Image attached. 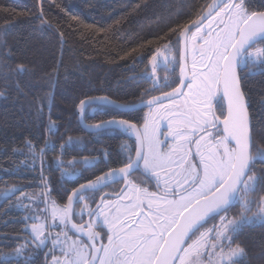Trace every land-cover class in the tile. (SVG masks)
Returning a JSON list of instances; mask_svg holds the SVG:
<instances>
[{
    "label": "snow or ice",
    "instance_id": "snow-or-ice-1",
    "mask_svg": "<svg viewBox=\"0 0 264 264\" xmlns=\"http://www.w3.org/2000/svg\"><path fill=\"white\" fill-rule=\"evenodd\" d=\"M258 44L264 45V11L250 10L246 0H212L200 9L191 28L186 25L178 33L174 44L169 39L152 52L148 57L150 71L146 69L141 74L142 79L153 82L145 95L158 90L161 80L163 87L171 86L167 83L168 76L161 78L158 70L169 71L172 65L170 73L175 76L179 67V86L147 102L149 108L155 104L166 109L170 127L172 122L176 123L173 136L177 145L171 153L155 148L153 138L147 134L150 112L145 118V133L141 135L136 130L140 146L135 149V158L129 154L122 167L81 184L68 197L67 205L53 209V218L58 217L67 225L73 215L74 198L79 203L86 199V193L100 192L109 182L124 184L115 204L102 195L95 209L87 204L81 209V214L87 211L96 221L104 218L107 243L101 242L103 238L90 223L86 233L89 242L73 241L63 250L66 259L57 260L56 264H242L239 258L244 256V249L239 245L232 248V244L246 224L264 223V199L250 198V193L258 188L264 190V166L256 168L257 163L264 165V148L255 143L249 106L241 90V73L246 69L249 74L264 75V47ZM180 97L183 100L177 104ZM165 99L171 107L163 104ZM89 103L80 101L82 112ZM116 107L128 112L135 110L133 104ZM90 128L98 133L108 129L127 133L135 125L126 120H107ZM260 140L264 142V133L260 134ZM26 146L30 150L35 148L30 142ZM40 151L43 153V149ZM141 161L145 169L157 175L159 170L181 175L182 179L174 185L166 181L163 187L158 183L157 191L150 192L131 179ZM83 163L90 164L86 158ZM18 191L24 196L20 187L6 190L3 196L10 199ZM17 202L22 206L19 198ZM237 203L241 210L237 217L229 218L227 212ZM253 205L257 211L248 216ZM209 223L211 227H207ZM72 228L85 233L82 224H72ZM30 235L31 239L17 246L14 254H0L4 264L20 257L29 244H34L37 250L46 247L48 241L53 247L61 244L60 234L45 235L43 225L34 224ZM64 237L66 242L67 233Z\"/></svg>",
    "mask_w": 264,
    "mask_h": 264
},
{
    "label": "trees",
    "instance_id": "trees-1",
    "mask_svg": "<svg viewBox=\"0 0 264 264\" xmlns=\"http://www.w3.org/2000/svg\"><path fill=\"white\" fill-rule=\"evenodd\" d=\"M211 2L0 0V190L14 186L34 194L47 186L62 207L71 190L119 166L126 155L121 148L123 140L120 145L112 132L86 133L79 124L77 106L96 97L135 105L176 87L179 67L175 76L171 68L158 70L161 78L168 76L171 86L163 87L161 80L158 90L147 95L145 90L152 89L153 82L142 79L141 74L150 71L148 57L152 52L169 39L174 44L178 33ZM246 3L250 10L264 11V0ZM17 68L25 71L17 73ZM241 75L255 143L264 148L260 140L264 133V75L249 74L247 69ZM91 109L93 113H89ZM141 114L91 107L84 119L87 124H96L123 117L139 119ZM26 142L35 148L30 150ZM85 158L94 164L82 167ZM59 160L74 162L79 174L73 180L64 178L56 165ZM262 166L257 163L256 168ZM263 197L260 188L250 193L256 201ZM14 200L0 203V254H14L17 246L31 239L26 215ZM240 210L237 203L227 216L237 217ZM237 245L244 249L239 258L242 264H264V223L246 224L232 248ZM29 262L48 264L49 257L29 244L9 264ZM0 264H4L2 259Z\"/></svg>",
    "mask_w": 264,
    "mask_h": 264
},
{
    "label": "flooded vegetation",
    "instance_id": "flooded-vegetation-1",
    "mask_svg": "<svg viewBox=\"0 0 264 264\" xmlns=\"http://www.w3.org/2000/svg\"><path fill=\"white\" fill-rule=\"evenodd\" d=\"M185 91H186V89H185ZM182 100L183 99L181 97V98L177 99V102L181 103ZM145 101H147V100H145ZM140 103H142V102H140ZM180 103H177V104H180ZM167 104H170V102L164 103L165 106H167ZM168 107H170V106H168ZM138 111L142 112L139 119H135L134 117H123V118H117L115 120H119V121L126 120L130 124H134L135 127L138 129L139 133L141 135H143L145 133V127H144L145 126V118L149 117V113L151 112V117H149V119H148L147 134L149 137L153 138V140L155 142V148L158 151L163 152V153H171L172 150L177 145V140L173 136V129H175L176 123L172 122L171 127H170V117H169L166 109L165 108H159V106L157 105V106H154V107H151L148 109H141ZM109 120H112V119H109ZM209 131L215 133L216 130L210 128ZM106 132L116 133V136L119 138L120 145H121V141L123 140L121 148L124 149V152L126 153V155H125L124 159L121 157L120 165L117 166L115 169H118V168L123 166V162L126 161L129 154H131V156L133 158H135V149L137 148V144L133 140L129 139L126 134H124L120 131L111 130V131H104L101 133H106ZM127 133L128 134L132 133V130L127 132ZM185 147H187V145H185ZM145 151H147V147H145ZM192 153L193 154L195 153V146L194 145L192 146ZM174 158H178V157H174ZM198 159H199V157L197 156L196 160H198ZM176 171L180 172L181 170L176 169ZM106 172H108V171H106ZM106 172H103V173H106ZM102 174H100V175H102ZM131 179L134 182H136L141 188H146V189H148V191L152 192V191H157V184L158 183L161 187H163V185L165 184L166 181L170 185H174L177 180L182 179V176L181 175H169V174H166L165 172L159 171V170H158V175H157L156 173H153L151 170L145 169L143 167V162L141 161L139 164V169L136 170L131 175ZM92 180H90V181H92ZM87 182H89V181H87ZM87 182H85V183H87ZM85 183H82V184H85ZM79 186H77V187H79ZM121 188H124V184H122V183H111L108 186L103 187L102 191H100V192L85 194L86 199L83 201H80L79 203L76 202V204H75L74 213H73V222L77 225L82 224L85 228V233H87V229L89 227V225L87 224V219H88L89 215L87 214V211H85V212H83V214H81V209L84 207V205L87 204L90 209H94L97 206V204L99 203L100 197L102 195H106L107 198H109L115 204L118 201V197L120 195V189ZM73 190H71L70 193ZM70 193H69V195H70ZM103 220H104L103 217H100L99 221H96L95 217H91L89 223L92 224V229L95 232H98L100 234V237L103 238L101 242L106 244L107 240H106V237L104 236V234L107 232L108 229H107V225L103 223ZM209 224L211 225V223H209ZM64 233H67V241L65 242L66 244L71 245L73 243V241H76L78 243L89 242V241H87V238H88L87 234H85V238H80L79 235H77L75 233V231L70 229L67 225H65L62 229H58L56 231V235L60 234V237L65 241ZM58 246H60V244L56 246V249ZM53 248L54 247H52V250H53ZM54 251L56 253L58 250L54 249Z\"/></svg>",
    "mask_w": 264,
    "mask_h": 264
},
{
    "label": "rangeland",
    "instance_id": "rangeland-1",
    "mask_svg": "<svg viewBox=\"0 0 264 264\" xmlns=\"http://www.w3.org/2000/svg\"><path fill=\"white\" fill-rule=\"evenodd\" d=\"M257 46H260V45H257ZM260 47H262V46H260ZM188 65H189V71H190L191 70V57H189ZM171 67H172V65H169V69ZM160 70L163 71L164 69L161 68ZM164 72H165V70H164ZM190 75H191V71H190ZM186 91H187V89H186ZM182 99H183V97H182ZM177 103H180V102H177ZM167 106L171 107L170 104H167ZM89 113H93V110L91 109ZM83 161L84 160H82L81 164H83L82 167H84V168L89 167L90 165L94 164V162L88 160L90 162V164L85 165L83 163ZM56 165L61 168L60 171H61L62 176L64 178H67V179L73 180L80 172L79 167L75 166L74 162L64 164L63 161L59 160V161H56ZM12 187H14V186L0 190V203L3 202L4 200H7V198H5L3 196V193ZM23 194H24V196H21L20 191H18L11 198H15L14 201L16 202L17 208L19 210H21L22 212H24L26 217H30L32 215L37 216V219H26L28 222V226H27L28 233L29 234L31 233L32 226L35 224L37 227H39L41 225L44 226L45 235H48L49 233H51L52 236H56V231L58 229H62L65 226V224L61 223V221L58 217L55 219L53 218V209L54 208H63L64 206L60 207L56 204V202L51 197L49 188L47 186L41 188L37 193H34V194L23 193ZM24 197H27V199H25ZM18 198H19V200L22 201V206L20 204H18V202H17ZM262 199H264V197L261 198L260 200H262ZM260 200H257V201H260ZM256 211H257V207H256V205H253L250 216H254ZM217 223H218V221H217ZM257 223H260V222H257ZM69 245L70 244H66L64 242V240L61 238V244H60V246L57 247V249H56V247H54L52 250L53 244L51 243V241H48L47 246L43 247L39 250H42L44 255L49 257V263L48 264H56L57 260L63 262L66 259L63 250L66 249L67 246H69ZM54 249L58 250V251L55 253Z\"/></svg>",
    "mask_w": 264,
    "mask_h": 264
},
{
    "label": "water",
    "instance_id": "water-1",
    "mask_svg": "<svg viewBox=\"0 0 264 264\" xmlns=\"http://www.w3.org/2000/svg\"><path fill=\"white\" fill-rule=\"evenodd\" d=\"M212 3V2H211ZM192 24V23H191ZM191 24H189L188 25V27L189 28H191ZM193 31L195 30V29H192ZM188 75L190 76V71H189V65H188ZM179 86V84L176 86V87H178ZM186 89V88H185ZM185 89H184V91H185ZM242 90V89H241ZM170 91H172V90H170ZM170 91H168V92H170ZM162 95L163 94H160V95H158V96H155V97H162ZM181 98V97H180ZM152 99V98H151ZM151 99H149V100H151ZM179 99V98H178ZM244 99H245V97H244ZM149 100H147V101H144V102H142V103H138V104H135V110L134 111H138V110H141V109H148L149 108V106H148V101ZM84 101H87V102H90L89 103V106L87 107V110L89 109V108H91V107H104V108H107V109H111V110H114V111H116V112H119V113H130V112H128V111H122V110H120L119 108H117L116 106L117 105H124V104H120V103H118V102H115V101H113V100H111V99H109V98H107V97H96V98H88V99H85ZM246 101V100H245ZM108 102H110V103H108ZM163 102V104L164 103H168L169 101L168 100H163L162 101ZM79 105H80V103H79ZM77 106V109H76V115H77V118H78V121H79V124H80V126L82 127V129L86 132V133H89V134H97L98 132L96 131V130H94L93 128H90V126H94V125H96V124H98V123H96V124H87L86 122H85V114H86V112H87V110L85 111V112H82L81 111V109H80V106ZM154 106H157V105H152L151 107H154ZM133 112V111H132ZM248 115H249V113H248ZM249 118H250V116H249ZM112 120H115V119H112ZM116 121H119V120H116ZM250 122H251V119H250ZM112 129H108V130H106V131H111ZM136 130H138L136 127H135V129L134 130H132V133H130V134H128V133H125V132H123V131H120V132H122V133H124V134H126L127 135V137L129 138V139H131V140H133L136 144H137V148L140 146L139 145V141H138V139H137V131ZM102 132H104V131H102ZM99 133H101V132H99ZM139 169V166H138V168L136 169V170H138ZM136 170H134L133 171V173L136 171ZM132 173V174H133ZM96 179V178H95ZM95 179H93L92 181H95ZM88 183V182H87ZM86 184V183H85ZM109 184H111V182H109ZM78 188V187H77ZM77 188H75V189H77ZM74 189V190H75ZM73 190V191H74ZM73 191L70 193V195L69 196H71L72 195V193H73ZM88 193H92V192H88ZM87 194V193H86ZM68 196V197H69ZM99 202H100V200H99ZM68 204V198H67V200H66V203H65V205H67ZM75 204H76V199L74 198V200H73V204H72V210H73V213H74V208H75ZM64 205V206H65ZM96 208V207H95ZM94 208V209H95ZM90 219H91V217L89 216L88 217V219H87V224L89 225L90 223H89V221H90ZM72 224H75L74 222H73V215H72V218H71V222L70 223H68L67 224V226L70 228V229H72L73 231H75V233L77 234V235H79V237L80 238H85V234L86 233H80V232H78V231H76V229H73L72 228ZM87 225V226H88ZM87 241H88V238H87Z\"/></svg>",
    "mask_w": 264,
    "mask_h": 264
}]
</instances>
